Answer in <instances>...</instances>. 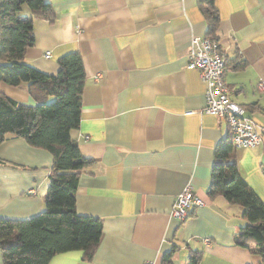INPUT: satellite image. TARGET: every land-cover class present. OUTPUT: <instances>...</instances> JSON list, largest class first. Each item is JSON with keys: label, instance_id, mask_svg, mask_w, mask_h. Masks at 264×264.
<instances>
[{"label": "crops", "instance_id": "1", "mask_svg": "<svg viewBox=\"0 0 264 264\" xmlns=\"http://www.w3.org/2000/svg\"><path fill=\"white\" fill-rule=\"evenodd\" d=\"M49 1L55 19H35L26 61L57 75L59 58L82 55L80 124L70 135L92 163L80 175L76 207L103 222L91 261L75 250L49 264H162L175 246L174 264H188L191 250L203 252L199 264H264V255L235 243L246 224L242 207L208 194L215 149L230 128L204 111L206 85L187 68L192 38L208 33L198 0ZM215 4L220 46L229 61L246 64L227 67L225 81L263 136L256 147H234L230 162L264 202V0ZM21 16L32 11L24 7ZM0 91L36 105L26 86L0 81ZM53 161L50 151L14 134L0 144V219H28L46 209ZM187 186L204 205L178 222L170 211Z\"/></svg>", "mask_w": 264, "mask_h": 264}, {"label": "trees", "instance_id": "2", "mask_svg": "<svg viewBox=\"0 0 264 264\" xmlns=\"http://www.w3.org/2000/svg\"><path fill=\"white\" fill-rule=\"evenodd\" d=\"M215 3L198 0L208 24L207 35L219 42L221 16ZM24 7L30 8L31 17L21 16ZM37 18L54 21L49 0H0V81L26 86L36 101L35 106L27 105L0 91V144L14 134L54 157L46 209L28 219H0V249L4 264H49L55 255L75 250L83 251L84 259L91 261L100 244L103 222L77 211L79 178L92 160L81 154L70 135L80 124L84 62L80 52L68 53L59 58L57 75L28 63L26 53L35 44ZM226 66L240 70L246 64L227 57ZM233 150L230 137L216 147L208 194L223 195L229 203L242 207L246 224L236 234L235 243L264 255V202L241 176L237 163L230 162ZM176 248L164 254L162 264H174ZM202 254L191 250L188 264H199Z\"/></svg>", "mask_w": 264, "mask_h": 264}, {"label": "built area", "instance_id": "3", "mask_svg": "<svg viewBox=\"0 0 264 264\" xmlns=\"http://www.w3.org/2000/svg\"><path fill=\"white\" fill-rule=\"evenodd\" d=\"M46 56L50 57L51 52H46ZM226 63V53L217 40L210 35L192 38L187 68L198 70L201 80L206 85L204 111L227 122L230 140L235 148L256 147L261 144L263 136L254 118L247 114L245 107L234 100V89L224 78ZM259 87L264 90V82H261ZM28 193L34 195L35 190L30 189ZM203 205L204 202L192 186H187L177 195L170 216L178 222H184L193 214L195 208Z\"/></svg>", "mask_w": 264, "mask_h": 264}]
</instances>
